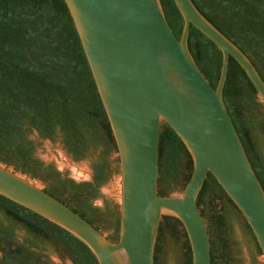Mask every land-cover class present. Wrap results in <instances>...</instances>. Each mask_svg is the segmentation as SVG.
Segmentation results:
<instances>
[{
  "label": "trees",
  "instance_id": "1",
  "mask_svg": "<svg viewBox=\"0 0 264 264\" xmlns=\"http://www.w3.org/2000/svg\"><path fill=\"white\" fill-rule=\"evenodd\" d=\"M167 22L180 37L183 19L173 0H160ZM215 27L252 62L264 81V0H192ZM188 48L198 67L215 87L222 53L193 25ZM223 99L251 165L264 189V110L257 91L240 65L230 57ZM59 140L76 161L92 158L91 181L76 182L52 163L35 155L29 134ZM116 145L81 42L64 0H0V162L39 179L43 190L103 232L118 239L119 207L104 210L91 200L112 175L119 173ZM192 172V160L180 138L163 123L159 141L158 193L182 190ZM210 238L211 264H231L228 236L234 220L253 232L231 199L209 173L197 197ZM182 234L183 256L191 264L185 231L174 217L163 216L160 237ZM256 243V241H255ZM258 253L261 251L256 243ZM56 253L73 264H98L90 249L68 231L0 195V264H52Z\"/></svg>",
  "mask_w": 264,
  "mask_h": 264
},
{
  "label": "water",
  "instance_id": "2",
  "mask_svg": "<svg viewBox=\"0 0 264 264\" xmlns=\"http://www.w3.org/2000/svg\"><path fill=\"white\" fill-rule=\"evenodd\" d=\"M173 2L183 19L179 38L160 0H64L116 145L118 239L109 240L46 193L39 179L1 162L0 195L71 233L90 249L98 264H154L163 216L180 221L191 264H211L207 225L197 205L211 173L251 228L264 259V189L223 99L230 57L244 70L263 105L264 81L250 59L192 0ZM191 25L222 53L215 87L189 51ZM163 123L180 138L192 160L182 190L168 195L158 193ZM58 169L65 173L64 168ZM88 176L91 181L93 170Z\"/></svg>",
  "mask_w": 264,
  "mask_h": 264
},
{
  "label": "rangeland",
  "instance_id": "3",
  "mask_svg": "<svg viewBox=\"0 0 264 264\" xmlns=\"http://www.w3.org/2000/svg\"><path fill=\"white\" fill-rule=\"evenodd\" d=\"M29 138L35 143V155L37 158L52 163L56 169L64 168V174L74 181H89L88 175L90 171H92L91 157L76 161L66 152L59 140L53 142L49 139H43L35 131L29 134ZM118 177V173L112 175L110 180L99 188L97 197L91 200L92 206L99 210H104L107 204L119 207ZM179 191V186L176 185L172 193H177ZM103 233L107 236L111 235L113 229L109 225H106L103 229ZM228 240L230 244L229 251L232 258L231 264H264V259L262 255L258 253L255 241L249 240L246 236L242 222L237 220L232 222L231 234L228 236ZM183 242L184 237L179 233L174 237L170 235L169 231L161 235L159 242L161 253L159 254V258L162 264H178L177 262L182 259L184 252ZM50 259L52 264H70L69 259L62 258L56 253H52Z\"/></svg>",
  "mask_w": 264,
  "mask_h": 264
},
{
  "label": "bare ground",
  "instance_id": "4",
  "mask_svg": "<svg viewBox=\"0 0 264 264\" xmlns=\"http://www.w3.org/2000/svg\"><path fill=\"white\" fill-rule=\"evenodd\" d=\"M82 172H83V170H82Z\"/></svg>",
  "mask_w": 264,
  "mask_h": 264
}]
</instances>
